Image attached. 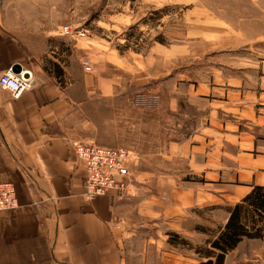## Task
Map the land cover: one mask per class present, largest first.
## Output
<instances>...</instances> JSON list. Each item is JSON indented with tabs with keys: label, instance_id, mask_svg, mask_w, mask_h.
<instances>
[{
	"label": "crops",
	"instance_id": "1",
	"mask_svg": "<svg viewBox=\"0 0 264 264\" xmlns=\"http://www.w3.org/2000/svg\"><path fill=\"white\" fill-rule=\"evenodd\" d=\"M54 23L48 37L59 33L55 26H61ZM22 37L9 15L0 17V75L15 63L35 74V87L19 98L0 87V183H13L20 203L16 209L0 211V264L138 263L142 254L131 253V245L151 246L159 235L167 241L169 232L205 243L214 231L199 226L215 231L223 227L229 217L226 206L239 202L254 185H264V102H259L263 92L251 93L241 89L243 80L227 83L216 75L197 82L180 71L176 79L178 74L170 76L171 49L158 45L153 49L161 55L156 60L164 64L165 73L149 77L164 73L184 86L196 111H181V115L196 124L187 127L185 134L180 125L167 123L169 133L164 134L171 137L165 141L157 139L150 126L149 150L140 143L130 146L138 156L134 177L147 182L148 188L132 184L126 193L109 191L87 199L85 161L75 147L97 143L78 133V110L94 93L116 98L127 83L146 82L136 80L142 74L135 66L141 54L91 41L81 47L72 44L67 55L54 47L49 56L65 70L61 85L35 68L38 64ZM84 57L92 62V72L81 66ZM122 71L133 77H123ZM67 80L70 85H65ZM180 99L172 96V110H177ZM177 131L182 132L179 141L173 140ZM166 161L170 163L165 170L156 168ZM194 176L203 180L194 181ZM206 207L212 209L204 217ZM262 242L264 238L243 239L226 255L224 264H264V251L256 248ZM163 257L166 264H197L201 259L173 253ZM144 258L154 262L157 256Z\"/></svg>",
	"mask_w": 264,
	"mask_h": 264
},
{
	"label": "rangeland",
	"instance_id": "2",
	"mask_svg": "<svg viewBox=\"0 0 264 264\" xmlns=\"http://www.w3.org/2000/svg\"><path fill=\"white\" fill-rule=\"evenodd\" d=\"M6 15L13 19L16 32L24 36L20 39L31 49L33 62L38 64L35 68L45 73L44 65H49L54 47L67 55L74 43L80 47L89 41L106 47L111 43L121 51L141 54L138 63L134 62L142 72L140 80H136L146 79V82L138 86L127 83L116 98L105 99L94 93V98L83 102L78 110V133L97 144L131 149L130 146L140 143L149 150L148 128L151 126L157 132V139L165 141L171 137L164 134L169 122L174 127L180 125L186 134L187 127L194 126L196 120H189L181 111L193 113L196 108L187 101L184 86L176 85L175 79H168L176 74V79L181 74L184 77L185 73L197 82L213 75L219 81L243 80L241 89L246 87L254 94L263 92L259 102H264V0H0V17ZM53 22L61 27L55 26V30H59L56 37H48ZM67 24L88 29L87 36L73 39L61 34ZM101 45L96 46L97 49H102ZM158 45L172 51L170 76H164V64L156 60L161 55L153 48ZM129 62L133 61L129 59ZM160 72L164 73L159 78L149 77ZM119 74L133 77L123 71ZM172 96L182 99L176 101L177 110L170 107ZM182 132L177 131L173 140L179 141L178 133ZM168 163L156 168L163 171ZM134 168L136 166L132 167V177ZM197 179L201 178L194 176L192 180L199 181ZM132 184L149 187L140 177ZM210 209L206 207L202 211L204 217L211 214ZM168 238L164 241L159 235L151 246L131 245L130 252L142 254V260L130 264H166L163 257L166 253L200 257L189 246H173ZM256 248L264 251V242ZM148 254L157 256L156 260L143 259V255Z\"/></svg>",
	"mask_w": 264,
	"mask_h": 264
},
{
	"label": "built area",
	"instance_id": "3",
	"mask_svg": "<svg viewBox=\"0 0 264 264\" xmlns=\"http://www.w3.org/2000/svg\"><path fill=\"white\" fill-rule=\"evenodd\" d=\"M62 34L70 38H85L88 29L68 24L63 26ZM85 72H92V62L84 57L80 60ZM19 72L13 66L0 75V87L8 90L15 98L35 87L34 72L23 64ZM67 80L65 85H70ZM75 150L85 161L86 176L84 180L85 196L93 199L105 195L109 191L123 194L132 185V167L137 165L138 156L131 149L124 146H107L95 143H78ZM16 188L13 183H0V211L19 207Z\"/></svg>",
	"mask_w": 264,
	"mask_h": 264
},
{
	"label": "trees",
	"instance_id": "4",
	"mask_svg": "<svg viewBox=\"0 0 264 264\" xmlns=\"http://www.w3.org/2000/svg\"><path fill=\"white\" fill-rule=\"evenodd\" d=\"M62 59L60 58V61ZM45 71L63 85L65 70L59 61L48 59ZM202 181L203 179H197ZM229 212L227 223L216 231L199 226L203 231L213 230L204 244L194 245L175 232H169L168 242L173 246L186 245L194 249L202 260L197 264H224L226 255L245 238H264V185H254L251 191L234 205L226 206Z\"/></svg>",
	"mask_w": 264,
	"mask_h": 264
},
{
	"label": "water",
	"instance_id": "5",
	"mask_svg": "<svg viewBox=\"0 0 264 264\" xmlns=\"http://www.w3.org/2000/svg\"><path fill=\"white\" fill-rule=\"evenodd\" d=\"M21 68H22L21 63H15L13 65V70L16 71V72H19L21 70Z\"/></svg>",
	"mask_w": 264,
	"mask_h": 264
},
{
	"label": "bare ground",
	"instance_id": "6",
	"mask_svg": "<svg viewBox=\"0 0 264 264\" xmlns=\"http://www.w3.org/2000/svg\"><path fill=\"white\" fill-rule=\"evenodd\" d=\"M15 186V185H14ZM18 197V196H17ZM19 200V199H18ZM20 204V203H19ZM20 206V205H19ZM18 208V207H17ZM16 209V208H15Z\"/></svg>",
	"mask_w": 264,
	"mask_h": 264
}]
</instances>
